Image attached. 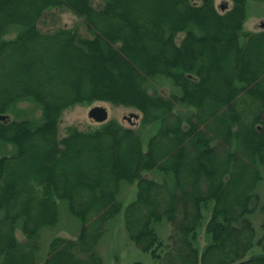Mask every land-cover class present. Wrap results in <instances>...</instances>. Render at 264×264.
Listing matches in <instances>:
<instances>
[{
	"label": "trees",
	"instance_id": "trees-1",
	"mask_svg": "<svg viewBox=\"0 0 264 264\" xmlns=\"http://www.w3.org/2000/svg\"><path fill=\"white\" fill-rule=\"evenodd\" d=\"M94 1L0 0V264H104L98 245L122 210L123 183L138 188L126 229L155 264H264V254L248 258L264 251V26L245 28L249 1L264 0L221 11L216 0ZM66 10L86 35L44 28ZM158 78L178 93L150 92ZM96 102L138 110L157 128L147 148L142 130L114 120L60 137L67 110ZM24 103L34 108L20 118ZM59 201L81 230L54 238L40 263Z\"/></svg>",
	"mask_w": 264,
	"mask_h": 264
},
{
	"label": "rangeland",
	"instance_id": "rangeland-1",
	"mask_svg": "<svg viewBox=\"0 0 264 264\" xmlns=\"http://www.w3.org/2000/svg\"><path fill=\"white\" fill-rule=\"evenodd\" d=\"M94 2L96 4H100L103 2V0H95ZM216 4L221 11V8H223L225 5L231 6L232 2L230 0H216ZM247 14L248 20L245 25L246 30L253 32L261 30L263 28L262 26H264V1H249ZM59 27L76 28L83 35H86V29L84 27L83 20L71 11L66 10L52 12V16L49 18L48 24L44 26L46 30ZM182 38L183 35H180L179 39L181 40ZM149 90L152 93L160 92L166 96H170L173 93H178V88L173 84V82L164 78H158L152 81L149 85ZM96 106L104 107L108 111V121L114 120L121 123L125 127L134 126V128L142 130L144 148H147L148 138L156 132L157 128L154 126L144 128L141 125V120L137 118L138 115H141L138 110L134 108L115 106L107 102H96L91 106L78 105L67 110L63 114L62 120L60 122V137H64L66 130L71 126H76L79 129L85 131L91 128L99 127L101 123L97 122L89 115L90 110ZM20 107V109L24 111V113H19L17 115L20 118H23L25 115H27V111H30L34 108L29 103L21 104ZM179 110L184 115H188L190 112V109L184 107H179ZM37 114H39L38 111ZM145 176L160 182L164 180V176L157 171L146 172ZM258 191L260 192L264 201V183L259 185ZM137 193V184H122L119 194V200L123 205L122 210L115 218L111 219L107 223L106 233L98 245V253L102 257L104 264H132L137 261L143 262L145 264H155L152 256L149 253L143 252L135 244V242L131 240L126 229L125 210L128 204L135 200ZM208 217V214H206L204 226L200 231L198 243L200 251H203L206 244L209 242V236L206 235L205 232V224L207 223ZM252 220L256 226L259 237L261 235L263 216L261 214L255 215L253 216ZM80 230V221L70 214L64 201H59L58 224L52 228H45L41 232L40 251L38 254L40 263H42L47 258L50 251V244L54 238L61 236L69 239H75L77 238ZM157 231L159 232L162 239L166 241L171 233V226L169 223L164 221L163 223L157 225ZM17 237L21 241L24 240L20 227L17 229ZM262 254H264V251L256 247L248 254V258L252 257L253 255L257 256Z\"/></svg>",
	"mask_w": 264,
	"mask_h": 264
},
{
	"label": "water",
	"instance_id": "water-1",
	"mask_svg": "<svg viewBox=\"0 0 264 264\" xmlns=\"http://www.w3.org/2000/svg\"><path fill=\"white\" fill-rule=\"evenodd\" d=\"M90 117L95 119L97 122L104 123L108 120V111L101 106L93 107L90 110Z\"/></svg>",
	"mask_w": 264,
	"mask_h": 264
}]
</instances>
